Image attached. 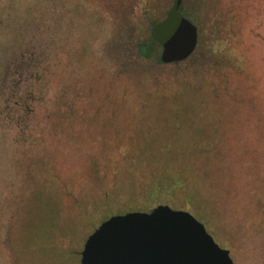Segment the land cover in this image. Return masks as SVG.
Listing matches in <instances>:
<instances>
[{
    "label": "rangeland",
    "instance_id": "rangeland-1",
    "mask_svg": "<svg viewBox=\"0 0 264 264\" xmlns=\"http://www.w3.org/2000/svg\"><path fill=\"white\" fill-rule=\"evenodd\" d=\"M173 3L0 0V264H80L157 204L264 264V0H181L194 52L143 58Z\"/></svg>",
    "mask_w": 264,
    "mask_h": 264
},
{
    "label": "water",
    "instance_id": "water-1",
    "mask_svg": "<svg viewBox=\"0 0 264 264\" xmlns=\"http://www.w3.org/2000/svg\"><path fill=\"white\" fill-rule=\"evenodd\" d=\"M175 0L155 22L151 37L162 63L187 59L198 43L197 27L179 13ZM80 264H233L204 225L186 210L157 204L102 221L84 241Z\"/></svg>",
    "mask_w": 264,
    "mask_h": 264
},
{
    "label": "trees",
    "instance_id": "trees-1",
    "mask_svg": "<svg viewBox=\"0 0 264 264\" xmlns=\"http://www.w3.org/2000/svg\"><path fill=\"white\" fill-rule=\"evenodd\" d=\"M179 10H181V0H180V4H179ZM165 15H166V13H165ZM164 16L160 17L157 20L150 21V24H149L150 28H152V25L155 22H157V21L161 20L162 18H164ZM160 50H161L160 45L151 37V34L144 42H141V43L137 44V51L143 58L153 59V60H155L158 63H162L160 61V59H159ZM157 51L159 53H157Z\"/></svg>",
    "mask_w": 264,
    "mask_h": 264
}]
</instances>
